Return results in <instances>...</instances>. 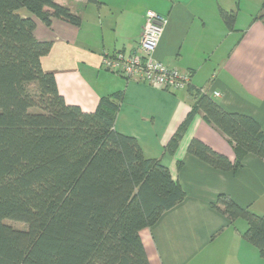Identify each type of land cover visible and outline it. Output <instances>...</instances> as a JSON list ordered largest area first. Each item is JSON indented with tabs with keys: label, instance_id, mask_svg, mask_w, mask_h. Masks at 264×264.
Listing matches in <instances>:
<instances>
[{
	"label": "trees",
	"instance_id": "1",
	"mask_svg": "<svg viewBox=\"0 0 264 264\" xmlns=\"http://www.w3.org/2000/svg\"><path fill=\"white\" fill-rule=\"evenodd\" d=\"M236 10L219 8L228 31L236 29ZM32 16L47 26L53 17L81 24L56 0H0V264H152L141 231L179 203L184 190L161 159L146 157L135 136L116 129L123 91L101 96L92 110L66 101L54 73L42 66L51 42L35 36ZM190 80L191 109L165 152H175L202 112L235 157L197 136L187 144L189 154L224 172L240 169L247 154L264 161L259 122L225 110ZM212 206L231 223L244 220L242 237L264 257V214L225 194Z\"/></svg>",
	"mask_w": 264,
	"mask_h": 264
},
{
	"label": "crops",
	"instance_id": "2",
	"mask_svg": "<svg viewBox=\"0 0 264 264\" xmlns=\"http://www.w3.org/2000/svg\"><path fill=\"white\" fill-rule=\"evenodd\" d=\"M98 1L56 0L80 16V26L55 17L47 26L32 16L34 34L51 42L43 68L54 73L66 101L92 110L101 96L123 91L116 129L135 136L145 156L161 159L179 180L184 198L141 231L149 260L152 264H264L258 249L241 235L245 221L231 223L212 206L218 195L225 194L263 215L264 161L247 154L240 169L224 172L189 154L187 144L197 136L228 158L235 157L232 143L202 112L194 115L175 152L166 153L164 146L191 109L188 87L167 90L120 79L101 66L105 54H129L146 12H156L165 24L154 58L170 68L191 70V85L206 89L225 110L254 117L264 133L263 0L259 12L248 19H239L236 8L234 31L227 30L219 13V8L235 9L231 0Z\"/></svg>",
	"mask_w": 264,
	"mask_h": 264
},
{
	"label": "built area",
	"instance_id": "3",
	"mask_svg": "<svg viewBox=\"0 0 264 264\" xmlns=\"http://www.w3.org/2000/svg\"><path fill=\"white\" fill-rule=\"evenodd\" d=\"M164 24L165 18L162 15L150 10L147 11L135 47L129 54L123 52H115L112 55L105 54L101 61L102 66L129 79L158 86L162 89L178 90L187 87L190 80L188 70L181 71L167 67L153 56ZM213 95H218V93L214 92Z\"/></svg>",
	"mask_w": 264,
	"mask_h": 264
},
{
	"label": "rangeland",
	"instance_id": "4",
	"mask_svg": "<svg viewBox=\"0 0 264 264\" xmlns=\"http://www.w3.org/2000/svg\"><path fill=\"white\" fill-rule=\"evenodd\" d=\"M225 1L226 0H219V2H221V3L225 2ZM231 1L234 2L235 8L239 9V13H238L239 19L240 18L241 19H248V17L250 16L251 13H252V16H254L257 12H259L260 4H261V0H258L257 5H256L255 0H238V3H235V1L237 2V0H231ZM55 45H57V43H55ZM48 53H49V51H48ZM48 53H46L45 55H43L41 57V63H42L43 67H46V65H45L46 60H45L44 57ZM101 66H102V64H101ZM107 73L109 75H113L114 77H119L120 78V76H121L118 73H113V72H110V71H107ZM120 79H122V78H120ZM157 122H159V121H157ZM156 125L157 124H155V126ZM11 224L16 226V227H22L23 226L22 223H18V222H11Z\"/></svg>",
	"mask_w": 264,
	"mask_h": 264
}]
</instances>
